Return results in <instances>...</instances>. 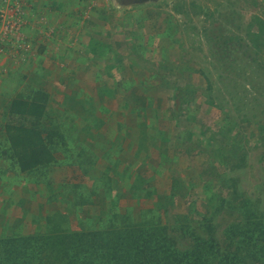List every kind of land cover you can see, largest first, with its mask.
Returning <instances> with one entry per match:
<instances>
[{"label": "rangeland", "instance_id": "rangeland-1", "mask_svg": "<svg viewBox=\"0 0 264 264\" xmlns=\"http://www.w3.org/2000/svg\"><path fill=\"white\" fill-rule=\"evenodd\" d=\"M67 1L74 9L62 15L56 0L0 5V40H20L10 52L0 43L9 58L0 68V238L40 233L54 214L85 229L133 208L157 211L185 248L189 231L201 223L205 233L209 220L226 246L242 200L264 214V42L257 51L251 42L264 0ZM8 16L23 26L13 38L1 33ZM216 34L243 49L223 60L209 41ZM144 93L157 110L135 106ZM18 97L45 100L43 123L65 137L28 173L5 133Z\"/></svg>", "mask_w": 264, "mask_h": 264}, {"label": "trees", "instance_id": "trees-1", "mask_svg": "<svg viewBox=\"0 0 264 264\" xmlns=\"http://www.w3.org/2000/svg\"><path fill=\"white\" fill-rule=\"evenodd\" d=\"M2 2L0 0V5ZM256 26V33L251 34L254 37L251 42L257 51L259 43L264 42L261 40L264 38V24L259 22ZM209 41L223 60L242 46L241 42L223 38L221 34H216V39ZM136 96L135 106L146 109H156L158 106L156 100L145 96V93ZM79 104L77 100L76 105ZM46 110V101L42 99L18 97L10 103L9 115L12 120L6 124L5 133L21 173L45 165L51 154L60 150L55 146L56 141L65 139L57 127L49 128L43 123ZM92 118L94 122L99 121ZM150 159L156 161L155 157ZM143 171L149 170L145 167ZM114 172L117 171L112 168ZM144 172L138 173L135 180L139 181ZM131 173L130 170L124 172L127 176ZM136 188L131 186V191L139 199ZM164 191L166 196H177L169 189ZM149 195L157 197L154 191ZM239 210L242 219L231 223L225 230L226 246L218 242L213 226L207 225L209 220L204 219L208 222L205 233L201 223H196L192 231L188 230L187 224L181 226L180 231H189L192 239L189 248L180 245L172 229L161 222L153 209L140 210L135 215L133 208L122 209L123 212L118 208L117 213H109L100 218L94 227L85 229L66 226L54 214L53 223L50 219L52 225L44 227L40 233L1 237L0 264H264V214L246 200L241 201Z\"/></svg>", "mask_w": 264, "mask_h": 264}, {"label": "crops", "instance_id": "crops-1", "mask_svg": "<svg viewBox=\"0 0 264 264\" xmlns=\"http://www.w3.org/2000/svg\"><path fill=\"white\" fill-rule=\"evenodd\" d=\"M50 1V0H49ZM39 3L41 4V3H43V0H39ZM55 5H56V7H57V10L58 11H60L59 12V14L61 13V15L63 14V12H68V13H71V11L70 10H72V9H74V8H71L70 6H69V4H68V1L67 0H56V3H55ZM52 6L54 7V4H52ZM61 11H63V12H61ZM56 13H58V12H56ZM58 14V15H59ZM64 21H65V18L64 17H60L59 19H58V22L56 23V25L55 26H57V28H58V31H57V37L55 38V39H58V40H61L62 39V36L65 34L64 32L65 31H63V30H60V29H64L63 28V24H64ZM60 30V31H59ZM73 31V30H72ZM64 34H63V33ZM11 41V40H10ZM0 43L1 44H5V45H7L8 47H7V49H6V51L7 50H9V52L11 51V48H12V46H14V45H16V43H17V40H13V41H11V43H8V42H3V40L2 41H0ZM12 53V52H11ZM11 53H10V56H11ZM8 59L9 58H7V56H6V54L5 55H0V68H1V66L6 62V61H8ZM3 67V66H2ZM2 70H5V68H2ZM8 70V69H7Z\"/></svg>", "mask_w": 264, "mask_h": 264}, {"label": "built area", "instance_id": "built-area-1", "mask_svg": "<svg viewBox=\"0 0 264 264\" xmlns=\"http://www.w3.org/2000/svg\"><path fill=\"white\" fill-rule=\"evenodd\" d=\"M18 8L17 10H19ZM22 23L20 20L16 19L14 16H8L4 18L3 24L1 25L2 34L4 37L13 38L16 37L22 30ZM2 41V40H0ZM13 41V40H11ZM10 40H3V42L11 43ZM20 40H17L19 42ZM25 49V48H24Z\"/></svg>", "mask_w": 264, "mask_h": 264}, {"label": "flooded vegetation", "instance_id": "flooded-vegetation-1", "mask_svg": "<svg viewBox=\"0 0 264 264\" xmlns=\"http://www.w3.org/2000/svg\"><path fill=\"white\" fill-rule=\"evenodd\" d=\"M117 6H138V5H146L148 3H156L160 0H112Z\"/></svg>", "mask_w": 264, "mask_h": 264}]
</instances>
